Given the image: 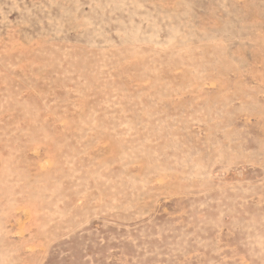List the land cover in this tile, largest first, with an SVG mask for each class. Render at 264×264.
Returning <instances> with one entry per match:
<instances>
[{"label": "rangeland", "instance_id": "1", "mask_svg": "<svg viewBox=\"0 0 264 264\" xmlns=\"http://www.w3.org/2000/svg\"><path fill=\"white\" fill-rule=\"evenodd\" d=\"M0 264H264V0H0Z\"/></svg>", "mask_w": 264, "mask_h": 264}]
</instances>
